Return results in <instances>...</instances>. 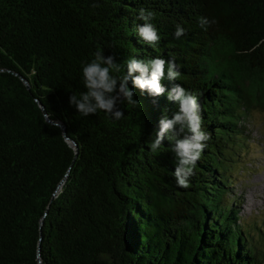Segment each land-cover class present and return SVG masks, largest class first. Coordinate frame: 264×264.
I'll use <instances>...</instances> for the list:
<instances>
[{
    "label": "trees",
    "instance_id": "obj_1",
    "mask_svg": "<svg viewBox=\"0 0 264 264\" xmlns=\"http://www.w3.org/2000/svg\"><path fill=\"white\" fill-rule=\"evenodd\" d=\"M140 8L154 14V45L137 35ZM98 49L116 77L129 58L175 60L180 76L162 83L196 97L209 136L188 187L167 136L149 148L177 104L129 84L136 102L118 104L120 120L69 106ZM254 109L264 0H0V264H264V213L245 217L233 190Z\"/></svg>",
    "mask_w": 264,
    "mask_h": 264
},
{
    "label": "clouds",
    "instance_id": "obj_2",
    "mask_svg": "<svg viewBox=\"0 0 264 264\" xmlns=\"http://www.w3.org/2000/svg\"><path fill=\"white\" fill-rule=\"evenodd\" d=\"M99 7V4H93ZM154 14L144 8H140L138 19L143 21L137 27V35L148 44L158 43L160 37L152 25L151 20ZM201 27L209 23L207 18L199 19ZM185 35V29L177 24L174 37L179 39ZM90 61L82 64L83 85L86 91L78 96H69V106L74 107L81 115L87 117L98 111L106 113L114 120H120L124 112L118 104L127 102L135 103L132 88L146 92L153 98L165 96L170 103H175L178 110L171 118L162 117L159 121L158 131L150 140L149 148L156 152L162 145L165 137L171 141V151L176 157V167L173 176L178 186L188 187L189 177L192 175L193 167L200 154L205 148V141L209 139L208 134L201 130V120L198 115V104L196 97L185 90L182 86L176 85L166 88L162 81L167 78L169 81L176 80L180 71L175 60H164L153 58L139 60L129 58L125 61L126 74L121 77L112 75V72H120L121 65L116 62L114 55L105 56L103 50L98 49ZM132 85V88L129 87ZM187 131V134H185Z\"/></svg>",
    "mask_w": 264,
    "mask_h": 264
},
{
    "label": "rangeland",
    "instance_id": "obj_3",
    "mask_svg": "<svg viewBox=\"0 0 264 264\" xmlns=\"http://www.w3.org/2000/svg\"><path fill=\"white\" fill-rule=\"evenodd\" d=\"M249 122L252 124L250 140L232 167L233 190L242 200L245 217L264 213V111L254 109Z\"/></svg>",
    "mask_w": 264,
    "mask_h": 264
},
{
    "label": "water",
    "instance_id": "obj_4",
    "mask_svg": "<svg viewBox=\"0 0 264 264\" xmlns=\"http://www.w3.org/2000/svg\"><path fill=\"white\" fill-rule=\"evenodd\" d=\"M22 79H23V81L25 82V84L27 85V87L30 88V86H29V82H28L26 79H24V78H22ZM41 107H42V109H43V111H44V115H45V117H46V120H47L49 123H51V124H57L58 126H60V127L63 129L66 140L70 143V145L75 149V151H76V153H77V152H78V145H77V143H76L75 141L71 140V139L67 136L65 125L62 124V123H55V122H53V121L48 117V115L46 114V111L44 110V107H43V106H41Z\"/></svg>",
    "mask_w": 264,
    "mask_h": 264
}]
</instances>
